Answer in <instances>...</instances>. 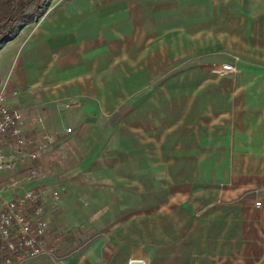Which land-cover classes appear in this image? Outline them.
<instances>
[{
  "label": "crops",
  "instance_id": "crops-1",
  "mask_svg": "<svg viewBox=\"0 0 264 264\" xmlns=\"http://www.w3.org/2000/svg\"><path fill=\"white\" fill-rule=\"evenodd\" d=\"M131 3L79 0L72 7H46L47 15L22 23L0 46V91L5 88L7 105L22 111L29 136L38 113L52 134L48 151L21 166L39 170V182L61 193L40 202L50 223L48 242L65 264H98L100 259L123 264L125 228L136 234L142 216L156 220L175 213L178 204L200 217L214 200L205 197L206 181L217 183L223 171H244L252 178L234 184L232 191L243 185L244 191L230 204V213L237 220L232 209L238 206L247 221L256 219L260 225L255 221L237 247L233 236L228 248L212 251L211 259L201 255L200 245L197 253L204 256L201 264H264V51L252 54L262 67L238 69L229 107L197 120L184 106L173 113L168 102L158 105L150 80L142 81L140 72L135 78L125 64L133 59L130 45L151 36L157 43L181 7L188 23L203 26L211 19L213 27L223 21L231 27L238 13L251 12V46L264 44V0H150L148 7H155L151 20L141 16L140 1ZM254 27L263 32L255 34ZM197 59L203 61L192 63ZM218 59L234 61L213 53L178 68ZM222 140L232 153L221 150ZM228 154L229 159L223 158ZM13 174L11 180L19 179L24 171ZM190 249L189 254L196 252ZM43 259L30 264H43ZM133 259L138 258L128 264Z\"/></svg>",
  "mask_w": 264,
  "mask_h": 264
},
{
  "label": "rangeland",
  "instance_id": "rangeland-1",
  "mask_svg": "<svg viewBox=\"0 0 264 264\" xmlns=\"http://www.w3.org/2000/svg\"><path fill=\"white\" fill-rule=\"evenodd\" d=\"M129 1L133 5L140 1L144 5L141 7V16H146L151 20V14L155 7H148L150 0ZM76 2L79 0H46L40 9L42 12L39 11L33 21H38L40 17L47 15L46 7H72ZM178 10L166 25L170 27L163 30L164 36L157 37V43L154 42L156 37L151 36L142 37L141 43L130 45L133 49L129 55L133 59L126 60L125 64L129 72L135 74V78L140 72L142 81L150 80L151 89L158 105H166L168 102L167 106L168 108L170 106L173 113L184 106V109L188 108L190 112V119L197 120L204 115L210 116L215 110L229 107L231 87L240 77L237 75L238 69L252 66L262 67L263 61L253 59L252 54L257 52L261 55L264 50L260 47L264 44L260 42L257 46H251L253 43L251 40L253 32L251 33L249 22L252 17L251 12L238 13L239 16L234 19L231 27H229V22L224 21L219 27H213L214 21L211 19H205V23H202L203 26L194 21L188 23L186 10L183 7ZM207 17L208 15L205 18ZM223 19H228L227 13H223ZM148 26L151 27V24ZM150 32L155 31L152 29ZM257 32L261 34L262 27H254V33ZM213 53L230 55L234 61L218 59L196 67L190 65L182 69L178 68L187 60ZM224 65H231L232 70L224 71ZM149 68L153 69V74L151 72L147 74ZM177 68L178 70H176ZM172 71L174 72L170 73ZM167 74L169 75L167 76ZM174 117L179 116L174 115ZM220 146L222 151L229 153L234 151L228 141H220ZM232 157L235 156L230 155V159ZM223 158L229 159V154ZM13 173L9 171L1 173L0 183L11 180L12 175L14 176ZM219 175L222 179L217 183L206 181L207 184L203 188L205 197L207 199L214 198V200L201 210L200 217H198L199 214H196L197 212L192 213L178 204L175 205L178 206L175 213L164 215L162 218L149 220L148 216H142L141 227L136 228V234L133 228H125L120 239V247L127 248L126 260L123 264H128L131 258L142 259L146 264H197L195 261L201 259L199 260V264H201L204 256H198L197 246H201V255H205L206 259H211L212 251L221 250L223 247L228 248L233 236L236 247L241 242L243 243L241 239L243 240L246 234H250L254 230L255 221L258 225H260V221L256 219L247 221L238 206L237 208L234 206L232 209L234 212L237 210L238 215V219L234 220V215L230 213V204L235 202L244 191V185L237 186V189L232 191L236 188L234 184H243L246 178L251 179L252 176L247 177L244 171H223L221 174L218 173ZM246 188L250 187L245 186ZM220 192L227 196L220 197ZM220 198L223 201L214 205L218 203L215 200H220ZM203 212H205L204 216ZM139 232L140 238H137ZM184 245L186 248H183ZM188 246H191L190 251L193 249L196 252L189 254ZM43 260V264H65L62 262L64 259L61 258L56 262L49 259ZM111 263V261L107 262L102 259L98 262V264Z\"/></svg>",
  "mask_w": 264,
  "mask_h": 264
},
{
  "label": "built area",
  "instance_id": "built-area-1",
  "mask_svg": "<svg viewBox=\"0 0 264 264\" xmlns=\"http://www.w3.org/2000/svg\"><path fill=\"white\" fill-rule=\"evenodd\" d=\"M224 65V71H231ZM0 91V174L23 169L26 161L43 156L52 144V134L41 113L34 117V132L29 136L27 121L18 108L7 105ZM67 133L72 131L68 127ZM42 173L34 167L24 169L21 178L0 184V264H30L41 258L60 260L56 246L49 243L50 223L44 216L43 199H58L60 191L39 181ZM11 194V196H9ZM257 205L261 201L256 202Z\"/></svg>",
  "mask_w": 264,
  "mask_h": 264
},
{
  "label": "trees",
  "instance_id": "trees-1",
  "mask_svg": "<svg viewBox=\"0 0 264 264\" xmlns=\"http://www.w3.org/2000/svg\"><path fill=\"white\" fill-rule=\"evenodd\" d=\"M45 2L46 0H0V46L22 23L33 21ZM206 59H213V56L203 60ZM201 60L197 59L192 63H199ZM19 170L24 171L21 168Z\"/></svg>",
  "mask_w": 264,
  "mask_h": 264
},
{
  "label": "water",
  "instance_id": "water-1",
  "mask_svg": "<svg viewBox=\"0 0 264 264\" xmlns=\"http://www.w3.org/2000/svg\"><path fill=\"white\" fill-rule=\"evenodd\" d=\"M130 264H146L142 259H133Z\"/></svg>",
  "mask_w": 264,
  "mask_h": 264
}]
</instances>
